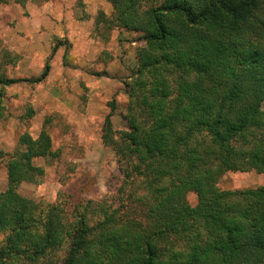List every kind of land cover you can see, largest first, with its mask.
Here are the masks:
<instances>
[{
	"label": "trees",
	"instance_id": "1",
	"mask_svg": "<svg viewBox=\"0 0 264 264\" xmlns=\"http://www.w3.org/2000/svg\"><path fill=\"white\" fill-rule=\"evenodd\" d=\"M106 1L111 15L99 12L95 25L142 42L125 84L127 129L114 138L106 117L102 134L124 178V161L144 169L141 220L104 207L92 226L91 201L20 195L22 181L43 174L35 161L52 155L45 130L24 133L0 190V264H55L65 243L63 264H264V186L217 187L226 172L264 175V0ZM8 3L26 0H0ZM47 73L45 66L24 81L42 83ZM14 83L0 73L1 88ZM1 110L0 99V117ZM163 179L170 184L158 187ZM167 236L183 240L184 249L165 256L158 243Z\"/></svg>",
	"mask_w": 264,
	"mask_h": 264
},
{
	"label": "rangeland",
	"instance_id": "2",
	"mask_svg": "<svg viewBox=\"0 0 264 264\" xmlns=\"http://www.w3.org/2000/svg\"><path fill=\"white\" fill-rule=\"evenodd\" d=\"M99 12L108 18L111 5L106 0L0 4V73L17 81L0 87V190L19 137L35 138L45 130L52 155L35 161L43 174L22 181L18 193L35 202L91 201L87 217L92 226L102 221L104 207L117 216L132 211L141 220V201L148 195L143 167L133 159L124 161V178L114 151L102 140L106 117L114 138L127 129L125 84L136 70L142 42L127 30L95 25ZM45 66L48 75L42 83L24 81L39 77ZM169 184L163 179L158 187ZM258 186H264V175L254 171L226 172L217 182L224 191ZM186 199L191 206L197 203L194 193ZM158 246L165 256L184 249L183 240L173 236L160 239ZM68 249L65 243L58 250L55 264L64 263Z\"/></svg>",
	"mask_w": 264,
	"mask_h": 264
},
{
	"label": "crops",
	"instance_id": "3",
	"mask_svg": "<svg viewBox=\"0 0 264 264\" xmlns=\"http://www.w3.org/2000/svg\"><path fill=\"white\" fill-rule=\"evenodd\" d=\"M43 71V70H42ZM41 74H42V72H41Z\"/></svg>",
	"mask_w": 264,
	"mask_h": 264
}]
</instances>
